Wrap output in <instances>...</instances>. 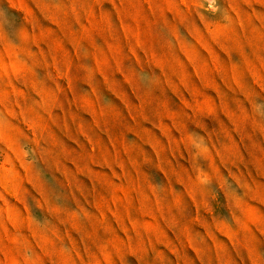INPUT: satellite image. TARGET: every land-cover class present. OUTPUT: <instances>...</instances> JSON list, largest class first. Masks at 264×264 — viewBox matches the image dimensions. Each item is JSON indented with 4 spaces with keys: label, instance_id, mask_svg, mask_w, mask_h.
<instances>
[{
    "label": "rangeland",
    "instance_id": "1",
    "mask_svg": "<svg viewBox=\"0 0 264 264\" xmlns=\"http://www.w3.org/2000/svg\"><path fill=\"white\" fill-rule=\"evenodd\" d=\"M0 264H264V0H0Z\"/></svg>",
    "mask_w": 264,
    "mask_h": 264
}]
</instances>
